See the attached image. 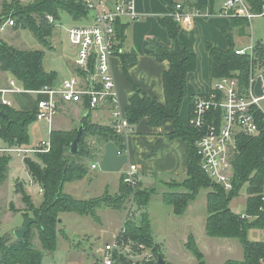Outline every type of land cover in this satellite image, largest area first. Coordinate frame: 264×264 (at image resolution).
<instances>
[{"label": "trees", "instance_id": "1", "mask_svg": "<svg viewBox=\"0 0 264 264\" xmlns=\"http://www.w3.org/2000/svg\"><path fill=\"white\" fill-rule=\"evenodd\" d=\"M256 14L262 11V0H247ZM182 3L189 9L214 10L215 0H175V5ZM8 11L0 16V26L9 19L14 21L15 30H29L44 48H51V38L54 35L55 26L46 20V15H52L56 20H61L62 13H67L75 23L88 18L89 11L82 0H34L32 3L22 5L19 0H13L7 8ZM160 24L167 30L171 40V46L162 43L158 39L149 41V47L154 51V56L159 62L167 61L169 69L163 75V87L165 103H160L156 98L141 95L138 90L132 95L130 104L126 109V115L132 125H137L144 119L151 127H160L165 121L170 120L174 124L172 138L183 139L188 146V178L183 184H172L174 187H185V194L168 193L164 195V201L173 207L175 216L185 214L191 202L195 201L201 189L212 188L207 194V221L206 234L211 238L238 239L244 251L243 261H227L225 264H261L264 258V242H254L248 239V230L252 227L264 229V217L250 221L242 219L230 208V203L245 184H248V199L246 214L255 216L259 214L264 194V123L263 131L258 137H238L239 154L233 161L234 189L230 192L215 183L201 169V159L197 150V141L201 133L191 125L186 127L181 118L180 111L184 98L188 94L187 77L195 72L198 67L197 56L190 48L181 43L179 35L181 26L171 16L158 17ZM234 27L246 30L250 23L246 19H232ZM126 25L117 24L118 44L116 53L122 49L126 39ZM230 48L221 50L213 44H206V50L210 58V76L215 83L226 77H235L239 80L242 89L249 85L251 70L253 67H264V46L258 43L253 55H237L232 37L226 35ZM44 50H32L17 48L6 43L0 37V71L7 72L20 84L30 91L41 90L48 86L53 87L57 80L56 72H46L43 66ZM125 64V70L138 62L136 53L121 55ZM259 65V66H258ZM43 98L38 96L35 109H16L0 105V139L9 147L30 145V126L37 122V103ZM192 99V108H193ZM84 131L79 142V153L72 155L70 145L76 139V135L66 131H52L50 134L51 149L48 153H35L38 161L25 157L24 164L34 183L43 190V201L40 211L36 210L33 200L27 195L22 186L17 184L16 193L22 196L25 209L24 219L29 218L33 212L37 216L45 210L40 224H32L29 232L24 236V241L13 239L10 244L0 245V264H41L43 252L37 250L32 243V230L37 229L43 250L54 252L57 248V219L60 213H76L81 216L96 215L97 200H76L63 192L66 183L83 180L89 173L84 163L91 156V151L84 146L89 135L102 136L107 140L121 141L112 128L93 124L89 115L82 122ZM87 148V147H85ZM13 160L12 155L0 157V186L5 183L9 175V164ZM120 203H115L117 209L124 208L129 203L132 190L121 182ZM155 189L142 188L141 185L135 193V207L139 213L138 218H127L124 222V236L128 241L146 244L152 248L155 255H163L162 248L155 243L150 216L147 207L151 202ZM101 200V199H99ZM95 208V209H94ZM127 208V207H126ZM125 208V209H126ZM35 209V210H34ZM28 210V211H27ZM199 261L203 254L191 235L186 244ZM165 258V257H164ZM170 264V263H167ZM200 264H204L201 263Z\"/></svg>", "mask_w": 264, "mask_h": 264}, {"label": "built area", "instance_id": "2", "mask_svg": "<svg viewBox=\"0 0 264 264\" xmlns=\"http://www.w3.org/2000/svg\"><path fill=\"white\" fill-rule=\"evenodd\" d=\"M89 11L88 18L66 29L69 41L76 48L74 59L75 74L65 79L57 87H44L41 90H26L13 78L6 87L0 88V105L14 107L11 97L17 95L43 96L37 103V121L47 123L51 131L54 120L62 104H80L90 110L108 105L110 107L114 132L120 137L119 156L129 157V139L133 135V125L129 122L122 106L115 81L112 59L118 44L117 24L123 19L136 21L135 0H82ZM171 16L181 27H191L197 19L242 18L250 23L264 16V5L258 14L252 11L247 0H227L219 10L210 11L189 9L182 3L174 7ZM46 20L56 28L59 20L46 15ZM6 26H14L9 19L0 26L3 32ZM254 47L249 50L237 49V55H253ZM264 123V70L253 67L249 85L242 89L235 77L217 80L208 93L194 97L190 125L200 131L197 150L201 159V169L225 191L234 189L233 161L239 154L238 137H258ZM51 134V133H50ZM51 149L50 135L35 147L22 145L9 147L0 139V157L17 155L25 159L27 154L48 153ZM97 165H92L96 169ZM122 181L132 190L130 207L123 224L110 243L101 250V259L97 264H156L158 257L146 244L126 241L124 222L135 215V193L140 187L139 167L130 161L123 173ZM40 193L43 194L42 188ZM264 217V194L259 214L249 216L241 214L242 219L258 220ZM264 264V258L261 259ZM20 264V263H19Z\"/></svg>", "mask_w": 264, "mask_h": 264}, {"label": "crops", "instance_id": "3", "mask_svg": "<svg viewBox=\"0 0 264 264\" xmlns=\"http://www.w3.org/2000/svg\"><path fill=\"white\" fill-rule=\"evenodd\" d=\"M114 1L115 0H111V2ZM226 1L227 0H215L214 10H219ZM262 1L264 2V0ZM174 7L175 0H135V10L139 16L138 19L136 21H130L129 19L125 18L120 21L121 25L127 26L125 31L126 39L120 52L115 53V56L112 59V67L121 103L125 111L129 106L130 99L136 90H138L141 95L156 98L160 103H165L163 75L165 71L169 69V63L167 61L159 62L155 58L153 54L154 51L149 47V41L152 39H158L162 43L171 46V40L167 30L160 24L158 17L171 15L174 11ZM17 33L18 31L15 29L12 31L10 42H12L13 45L16 44L19 46L21 45L20 41L22 42V40L20 36L17 35ZM226 35H230L232 37L235 50H237L244 48L242 45L244 44V40L247 41L246 37L248 36V30L246 28V30L241 31L240 27H234L232 19L228 18H211L206 20L197 19L194 21V24L191 27H181L179 40L181 43L187 45L190 48V50L197 56L198 60L197 70L195 72H191L187 77V91L191 96L189 99L184 100L180 111V118L186 127L190 126V118L192 115V99L198 94L208 93L214 84L210 76V58L206 50V44H213L221 50L226 51L230 48V43L226 38ZM258 43L261 42L258 41ZM133 52L138 55V62L127 72L125 70V64L121 55ZM73 56H76V52ZM43 66L46 72H55L46 66L44 62ZM261 69L264 70V67ZM74 74L75 67L74 64H72L62 74V76L55 81L53 87H59L65 79L71 77ZM206 74L208 79L206 78ZM12 79V75L7 72L0 71V88L6 87L9 84V81ZM16 99H19L17 101L23 106L20 109L31 110L35 109L36 107V99H31L28 97V95H17ZM64 114L69 115L71 118H65L64 120L67 121V123L63 122L62 125L57 123L59 127L54 128L56 120L61 118ZM87 115L90 116L93 124L112 128L113 119L110 107L108 105L100 107L96 110H90L85 105L62 104L59 113L54 120L51 131H49L47 126L48 134L50 135L53 130L66 132L77 130L78 128H73L68 125L70 120H79L80 125L83 126V119ZM34 126L39 129L40 136L37 137L33 144L27 145V147L30 148L38 145L41 140H45L42 136L44 129L40 123L36 122L34 123ZM173 133L174 124L170 120L165 121L160 127H151L146 119L137 125H133V135L130 137L128 143L129 157L127 155H122L119 157L116 151L117 156L120 158L116 166L114 165L116 161L105 159L103 156L100 162H97V157L99 155H103L105 146L107 145L112 144L118 150L121 142L112 139L107 140L106 138L98 135H89L86 141L90 146L89 148L93 150V156L95 159H86L84 161V163L89 166L88 175L83 180L66 183L65 192L76 199L84 201L90 200L94 197H101V195L92 194L95 183L102 181L103 185H105L104 194L107 192L110 194V186L108 181L110 178L114 179L116 176L118 177L119 184L117 187L115 186L114 192L112 194L115 195L120 191L123 173L128 167V162L130 161L131 163L137 165L139 167L141 176V187L156 190V193L152 196L151 202L147 207V212L151 220L154 241L163 249V245L158 243L154 236V219L152 212L149 211L150 206L155 200H160L164 204L168 205L164 201L165 194H185L188 192V190L183 186H171L175 183L183 184V182L188 178V146L183 139L172 138ZM13 159L14 160L10 165L11 170L9 174L12 172V169L17 162V158ZM20 159L22 162H24V158L20 157ZM92 165H97V168L92 169ZM93 171L96 172V180H94L93 176H91ZM6 181L0 186V196H3V190L6 186ZM26 183L31 195L33 187H38L40 191L41 187L33 182L30 175L29 180ZM194 202L195 201L190 203L184 215L175 216V218H178L177 220L185 221L184 224L187 225L185 228V245L187 244L189 237L192 235L198 246V238L194 230V227L197 225V221L196 218L189 215V213L192 212ZM168 206L170 207L171 213H173V207L170 205ZM236 214L241 215V213ZM207 217L208 215L201 218V223H205V231ZM225 240L232 242L228 238H225ZM254 242H264V239L263 241ZM241 257L242 258L240 260L231 259L228 261H243V248ZM166 262L169 263L168 260Z\"/></svg>", "mask_w": 264, "mask_h": 264}, {"label": "rangeland", "instance_id": "4", "mask_svg": "<svg viewBox=\"0 0 264 264\" xmlns=\"http://www.w3.org/2000/svg\"><path fill=\"white\" fill-rule=\"evenodd\" d=\"M12 1L13 0H0V16L8 11L7 8L11 5ZM19 1L22 5H27L32 3L34 0ZM76 24L78 23H75L67 13H62L61 20H59L58 26H56L55 28L54 35L50 39L51 48H44L29 30H17V35L20 36L22 42L20 41L21 45L19 46L16 44L13 45L12 42H10V36L12 34V31H14L13 26H6L4 31L0 32V37L6 43L9 42L8 44L15 47L18 46L19 48L44 50L45 65L51 68V70L55 71L57 73V79H59L62 74L72 64H74L75 56L73 55H75L76 48L71 45L66 33V29ZM247 30V41L244 40V44L242 45L244 46V48L241 49L249 50L251 47L255 48L258 44V41L264 45V16L253 19L250 22V26L247 28ZM259 68L261 69V67ZM206 78L208 79L207 74ZM190 96L191 95L188 93L184 100L189 99ZM28 97L34 100L36 99L35 101H37L38 95H28ZM11 100L14 104V108L20 109L23 107L22 104L17 101L19 99H16V96L11 97ZM65 118L70 119L71 117L67 114H64L61 118H58V120H56L54 128L59 127V125H62L63 122L67 123V121L64 120ZM37 122H39L43 127L44 133H42V136L45 140H47L49 138L47 123L44 121ZM70 122L68 124L70 127L79 129L81 126L79 120H70ZM57 123H59V125H57ZM74 131L71 132L73 134L75 133V136L76 132ZM39 136V129H37L34 124L31 125L30 144H33ZM85 145L86 146H84V150L88 149L91 151V156L89 159H95V157L93 156V150L89 148L90 146L87 141ZM113 146L114 145L112 144L105 146V151L103 155H99L97 157V162H100V160L104 156L105 159L116 161L114 163V165L116 166V164L120 160V156H117L116 151L118 150L115 148V146L113 148ZM12 157L17 158V162L12 169V172L8 175L6 186L3 190V196H0L2 197L0 198V245L10 244L11 241L15 239L13 235L14 231L16 229L22 228L25 221L24 214H26L25 209H27V206L24 204L22 196L14 191V186L15 189L17 184H19V186H22L27 195L30 196V199L33 200L36 210L40 211V206L43 201V195L42 193H40L38 187H33L32 195L30 194V190L28 189L26 183L29 180L30 174H28L29 172L26 168V165L21 161L20 156L12 155ZM27 157L31 158L33 161H38L35 154H29L27 155ZM10 165L11 163L9 164V172L11 170ZM87 167L89 170V166ZM91 176H93L94 180H96V172L93 171ZM108 184L110 186V194L108 192L104 194L105 185H103L102 181H99L94 185L92 194L101 195V197H94L90 199H98L96 203V215L98 216L97 220L93 216H81L76 213L58 214L57 219L60 218L63 222L57 224V248L54 252L43 250V244L40 241L38 230H32L31 238L33 246L37 250L43 252V261L41 264L98 263L102 255L101 250L104 249L105 245L107 243H110L117 235L126 217V213L130 207V203L127 202L124 208L117 209L115 207V203H120L117 201H119L122 193L120 190L115 195H112L115 186L117 187L119 184L118 177L115 176L114 179L110 178ZM211 191H213L211 187L201 189L195 202L193 203L192 212L189 213V215L196 218L197 221V225L194 227V230L198 238V247L204 256L202 261H199L196 255L188 250L184 243L186 235L185 228L187 226L184 224L185 221L177 220L178 218H175V215L171 213L170 207L160 200H155L154 203L150 206L149 211L152 212V216L154 219V236L156 238V241L163 245L162 253L165 257V260H168L169 263L200 264L201 262L204 264H224L228 260H240L242 258V245L238 239L230 238V241L232 242H229L225 240V238H211L206 234L205 223H201V218L207 215L206 200L207 194ZM63 192L67 194L65 192V185L63 188ZM67 195L71 196L70 194ZM248 196V184H245V186H243L239 191L238 195L235 196L231 201L230 208L235 213L245 214ZM133 211H136V207L133 208ZM28 215L31 219L36 218L33 212H30ZM138 215V212L137 214L135 213L134 218L137 219ZM249 220L253 221L254 219ZM248 239L251 241H263L264 229L256 227L250 228L248 230Z\"/></svg>", "mask_w": 264, "mask_h": 264}, {"label": "water", "instance_id": "5", "mask_svg": "<svg viewBox=\"0 0 264 264\" xmlns=\"http://www.w3.org/2000/svg\"><path fill=\"white\" fill-rule=\"evenodd\" d=\"M0 114L3 115L2 112H0ZM83 131H84V126H81L78 129L76 139L70 145V153L72 155H77L79 153V149H80L79 142H80V139H81V136H82ZM44 212L45 211H42L37 216V218H34V219L26 218L25 221H24V224H23L22 228L16 229L14 231L13 235H14L15 239L18 240V241H24V236L29 232V227L32 224H40L41 218H42ZM62 222L63 221L60 219L59 220V223H62ZM156 264H167V262H166L165 258L162 255H159L158 261H157Z\"/></svg>", "mask_w": 264, "mask_h": 264}]
</instances>
